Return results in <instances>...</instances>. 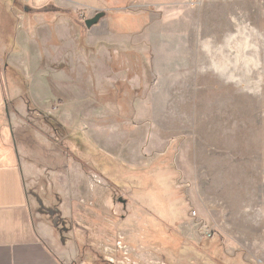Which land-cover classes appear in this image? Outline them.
I'll return each mask as SVG.
<instances>
[{"label": "crops", "instance_id": "obj_1", "mask_svg": "<svg viewBox=\"0 0 264 264\" xmlns=\"http://www.w3.org/2000/svg\"><path fill=\"white\" fill-rule=\"evenodd\" d=\"M193 1L0 0L13 21L11 38L5 41L0 29V264H94L91 254L81 257L74 219H83L78 217L83 197L91 202L90 209L101 213L115 207L103 184L94 182V175L86 181V169H93L81 157L88 156L94 174L103 179L108 164L135 174L150 169L180 136L201 133L194 119L206 103L214 104L218 83L210 72L213 65L201 66L212 51L208 40L212 32L203 25L214 22L217 15L206 8L210 3L196 7ZM97 13L106 16L89 30L85 21ZM6 67L27 84V101L15 108L8 103ZM120 82L135 93L134 115L122 122L118 106L103 105L96 98ZM21 98V94L16 97ZM25 123L39 142L40 123L47 127L50 137H45V145L62 162L57 171L66 178L57 203L66 215L55 209L61 217L55 226L37 209L31 195L30 177L38 176L39 169L32 173L16 145V131H24ZM174 163L181 160L176 157ZM139 199L146 206L128 211L131 217L152 215L146 209L150 202L140 194ZM127 206L128 202L124 210ZM126 213L119 217L116 236L129 239L126 243L131 247L126 248L136 258L119 264H162L142 227L136 242L130 238L135 231L128 229ZM85 219L88 224H84L94 225ZM227 246L224 257L213 261L241 264L240 252Z\"/></svg>", "mask_w": 264, "mask_h": 264}, {"label": "rangeland", "instance_id": "obj_2", "mask_svg": "<svg viewBox=\"0 0 264 264\" xmlns=\"http://www.w3.org/2000/svg\"><path fill=\"white\" fill-rule=\"evenodd\" d=\"M206 3H210L206 8L216 10L217 18L214 22L207 21L206 26L202 23L203 29L219 36H209L212 51L205 55L202 61L205 65L201 66L209 69L212 64L214 69L210 72L218 83L214 104L206 103L201 116L194 119L201 133L180 136L148 170L134 174L120 170V166L105 164L106 182L94 174L95 166L88 156L81 157L93 169H86V181L94 175V182L103 184L115 207V211L105 209L103 218L99 219V214L90 213V201L83 197L80 202L84 206V212L80 210L82 216L97 226L93 249L107 261L119 264L126 258H136L126 248L129 239L122 241L117 237L119 234L116 236L119 217L127 212L128 229L135 231L130 238L134 237L136 242L142 227L144 236L148 237L147 244H151L162 264H217L212 258L222 259L227 245L240 252L241 264H264V0H194L192 4L200 7ZM5 74L8 103L15 108L27 101V84L20 76L18 80L11 68ZM20 94L19 101L16 97ZM29 118L27 115L26 119ZM24 125L23 132L31 139L25 160L28 159L32 173L40 170L38 176L30 177V183L36 185L45 177V191L42 189L41 194L47 200L46 208H59L60 215L65 216L66 211L55 202V194H64L56 182L57 168L63 166L45 145V137H50L47 127L40 123L39 142L33 131L26 130L27 123ZM51 134L54 139V133ZM176 157L181 163H174ZM36 163L44 165L38 168ZM65 178L62 175L61 182L65 183ZM139 194L150 202L146 209L152 213L143 219L130 215L140 210V205L146 206ZM126 202L128 206L124 210ZM60 215L57 224L61 223ZM47 218L51 224L57 217ZM74 231L78 244L85 245L83 233ZM135 247L138 248L137 244ZM87 255L90 256L89 248Z\"/></svg>", "mask_w": 264, "mask_h": 264}, {"label": "trees", "instance_id": "obj_3", "mask_svg": "<svg viewBox=\"0 0 264 264\" xmlns=\"http://www.w3.org/2000/svg\"><path fill=\"white\" fill-rule=\"evenodd\" d=\"M10 18L11 17L9 16V13L7 12V9H6V6L4 5V3L0 4V29H1V31H3V39L5 41H6V39H9L12 37L11 25L13 24V21ZM53 42L55 43V40ZM128 55L130 57H134L133 56L134 54L128 53ZM6 69L9 70L10 68L6 67ZM62 69H66V68L62 67ZM114 69L117 70V67H114ZM140 73H141V70H140ZM132 75L133 74H131V76ZM114 86H115L114 89L108 88V90L105 93H102V94L97 93L96 94L97 100L103 105L111 104L114 106H118L119 107V113L118 114L120 117L119 122H122V120H124V119H131L134 115L133 114V106H132L133 100L132 99L135 96V93L131 90L130 86L127 85V83H125V82H120ZM141 93L142 92H140L139 94H141ZM28 137H29V135L27 136L26 132H23L21 129L18 130V132L15 134L16 145L18 146V151L20 153V157L23 160L26 159L25 155H28V148H27L28 146L27 145L31 141V139H29ZM25 148H26V150H25ZM44 155H46L45 152H44ZM44 155H42V159H45ZM42 165H44V164H42ZM42 165H40V163H36V166L38 168L43 167ZM57 173L59 175L56 176V182H57L59 188L61 189V185L63 184V182H61L60 179H61V176L64 175V172L58 171ZM45 185H46V179L44 177V178H41L39 181H37L36 185H34V187H33L34 189H32L33 191L31 190V195H33V197L35 199V203L38 205L37 209L41 213L52 218L53 216H51V213L47 212L48 209L45 208V201H47V200L41 194L42 189H43V191H45ZM59 196H57L55 194V202L58 201ZM81 206H82V209L84 212V206L83 205H81ZM90 210L93 212V214L96 212L97 214L104 216L103 213L99 212L96 209L95 210L90 209ZM50 212H52V211H50ZM83 212H81L78 217L83 218L84 220L82 219L81 222H78L75 218L74 219L75 221L73 222L74 230L82 232L84 235V238H85V241H84L85 245L83 244L80 247V245L78 244V246L80 247L81 251H82V247L89 248V251H94L95 250V249H93L94 248L93 247L94 239H92V238H94V236L96 235L97 226H95L96 225L95 224L94 225L95 229H93V226L91 227V226L84 224V221L86 219H85V217L82 216ZM99 259H101V258H99ZM98 264H104V263H103V261H100Z\"/></svg>", "mask_w": 264, "mask_h": 264}, {"label": "flooded vegetation", "instance_id": "obj_4", "mask_svg": "<svg viewBox=\"0 0 264 264\" xmlns=\"http://www.w3.org/2000/svg\"><path fill=\"white\" fill-rule=\"evenodd\" d=\"M52 211V212H50ZM47 212L51 213V216L53 217H57L56 219H53V221L55 222V220H59L57 213L55 212L54 209L51 210H47ZM58 225V224H57ZM87 254V248L82 247V251H81V257L85 256ZM90 254L96 259L94 264H98L100 261H103L104 264H109L111 263L110 261L105 260L97 251H90ZM101 258V259H99Z\"/></svg>", "mask_w": 264, "mask_h": 264}, {"label": "water", "instance_id": "obj_5", "mask_svg": "<svg viewBox=\"0 0 264 264\" xmlns=\"http://www.w3.org/2000/svg\"><path fill=\"white\" fill-rule=\"evenodd\" d=\"M105 16L106 13H97L93 18L85 21V27L90 30L93 26L98 25ZM54 224L57 225V220H55Z\"/></svg>", "mask_w": 264, "mask_h": 264}, {"label": "built area", "instance_id": "obj_6", "mask_svg": "<svg viewBox=\"0 0 264 264\" xmlns=\"http://www.w3.org/2000/svg\"><path fill=\"white\" fill-rule=\"evenodd\" d=\"M193 215H194V216H196V213H195V212H193Z\"/></svg>", "mask_w": 264, "mask_h": 264}, {"label": "bare ground", "instance_id": "obj_7", "mask_svg": "<svg viewBox=\"0 0 264 264\" xmlns=\"http://www.w3.org/2000/svg\"><path fill=\"white\" fill-rule=\"evenodd\" d=\"M220 116V115H219ZM219 121V120H218ZM211 123V122H210ZM206 127V126H205ZM219 128V127H218ZM225 154V153H224ZM237 163V162H236ZM241 165V164H240ZM253 185V184H252Z\"/></svg>", "mask_w": 264, "mask_h": 264}]
</instances>
